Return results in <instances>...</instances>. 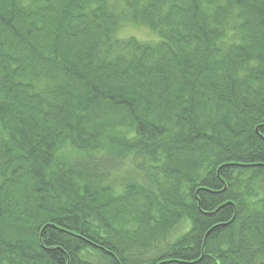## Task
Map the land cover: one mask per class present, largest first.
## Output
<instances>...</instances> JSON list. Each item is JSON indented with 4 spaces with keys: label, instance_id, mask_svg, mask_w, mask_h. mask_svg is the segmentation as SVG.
Returning a JSON list of instances; mask_svg holds the SVG:
<instances>
[{
    "label": "trees",
    "instance_id": "16d2710c",
    "mask_svg": "<svg viewBox=\"0 0 264 264\" xmlns=\"http://www.w3.org/2000/svg\"><path fill=\"white\" fill-rule=\"evenodd\" d=\"M0 264H264V0H0Z\"/></svg>",
    "mask_w": 264,
    "mask_h": 264
},
{
    "label": "rangeland",
    "instance_id": "374dc122",
    "mask_svg": "<svg viewBox=\"0 0 264 264\" xmlns=\"http://www.w3.org/2000/svg\"><path fill=\"white\" fill-rule=\"evenodd\" d=\"M120 38L122 37H136L141 41H155L158 39L156 33L152 32L150 29L138 26V25H128L122 28L119 32Z\"/></svg>",
    "mask_w": 264,
    "mask_h": 264
}]
</instances>
